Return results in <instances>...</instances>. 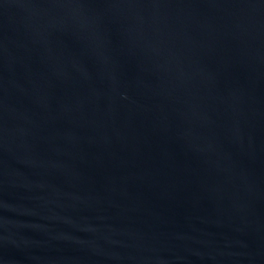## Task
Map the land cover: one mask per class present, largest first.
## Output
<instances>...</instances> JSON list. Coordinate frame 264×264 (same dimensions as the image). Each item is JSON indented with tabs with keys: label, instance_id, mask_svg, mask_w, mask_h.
Masks as SVG:
<instances>
[{
	"label": "water",
	"instance_id": "95a60500",
	"mask_svg": "<svg viewBox=\"0 0 264 264\" xmlns=\"http://www.w3.org/2000/svg\"><path fill=\"white\" fill-rule=\"evenodd\" d=\"M0 264H264V0H0Z\"/></svg>",
	"mask_w": 264,
	"mask_h": 264
}]
</instances>
